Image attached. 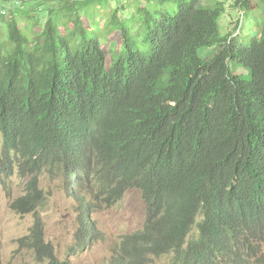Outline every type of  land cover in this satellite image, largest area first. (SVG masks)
<instances>
[{
	"label": "trees",
	"instance_id": "1",
	"mask_svg": "<svg viewBox=\"0 0 264 264\" xmlns=\"http://www.w3.org/2000/svg\"><path fill=\"white\" fill-rule=\"evenodd\" d=\"M91 1L48 0L37 32L38 17L11 11L0 40L1 156L65 178L80 247L100 238L92 213L138 190L143 226L119 236L111 264L162 255L171 264H264V0H234L242 17L259 15L257 36L241 43L232 38L239 22L220 36L224 2L143 0L124 20L113 11L104 22L124 53L110 65L83 23ZM18 13L33 20L29 30ZM30 185L14 210L42 203L37 177ZM31 232L36 257L59 264L39 218Z\"/></svg>",
	"mask_w": 264,
	"mask_h": 264
},
{
	"label": "rangeland",
	"instance_id": "2",
	"mask_svg": "<svg viewBox=\"0 0 264 264\" xmlns=\"http://www.w3.org/2000/svg\"><path fill=\"white\" fill-rule=\"evenodd\" d=\"M215 1L224 2L226 6V11L219 20L220 36L230 32L235 27V22H239V27L232 38L238 42L257 36L256 22L259 20V15L256 12L250 18L242 17L241 9L233 7L234 0H203L200 4L212 6ZM254 1L257 0H252ZM19 4L0 0V11L4 10L0 19V40L6 38L5 22L10 18L15 6L26 11L31 17L39 18L35 32L42 28L47 18L44 10L50 7L48 0H41L38 4ZM137 5L144 7L146 3L143 0H93L89 4L90 9L83 17V23L86 26L88 23L93 26L91 32L93 31L99 39L107 65H110L115 58L121 57L124 51L119 47L120 33L108 29L104 20H107L113 11L119 20L131 17L136 13ZM22 16L24 15L18 13L14 18L19 26L27 31L33 20ZM217 48L216 46L205 49L199 56L208 59ZM138 49L144 52L147 46L138 43ZM233 73L242 75L247 72L242 68L233 67ZM2 153L0 141V264H47L46 259L39 260L36 257L33 249L31 230L37 218L42 224L44 242L52 246L59 264H111L114 262V253L111 250L119 236L142 228L145 205L140 192L130 189L112 207H102L89 216L100 238L94 239L88 246L80 247L77 242L81 227L79 209L67 192L65 178L42 168L31 173L28 167L20 166L15 157L3 159ZM33 176L37 177V189L44 197L42 203L36 206L35 213H21L14 210L12 208L14 201L28 193ZM194 233L195 228L192 235ZM170 262L171 256L162 255L154 258L151 264H171Z\"/></svg>",
	"mask_w": 264,
	"mask_h": 264
},
{
	"label": "built area",
	"instance_id": "3",
	"mask_svg": "<svg viewBox=\"0 0 264 264\" xmlns=\"http://www.w3.org/2000/svg\"><path fill=\"white\" fill-rule=\"evenodd\" d=\"M24 1H26V0H24ZM27 1H30V0H27ZM1 13H4V11H3V12H1Z\"/></svg>",
	"mask_w": 264,
	"mask_h": 264
},
{
	"label": "bare ground",
	"instance_id": "4",
	"mask_svg": "<svg viewBox=\"0 0 264 264\" xmlns=\"http://www.w3.org/2000/svg\"><path fill=\"white\" fill-rule=\"evenodd\" d=\"M221 261V260H220ZM220 263V262H219Z\"/></svg>",
	"mask_w": 264,
	"mask_h": 264
}]
</instances>
